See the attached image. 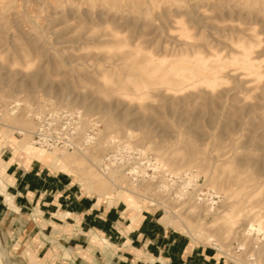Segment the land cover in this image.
<instances>
[{"label":"rangeland","instance_id":"rangeland-1","mask_svg":"<svg viewBox=\"0 0 264 264\" xmlns=\"http://www.w3.org/2000/svg\"><path fill=\"white\" fill-rule=\"evenodd\" d=\"M52 112L79 148L32 145ZM12 164L68 174L124 224L128 207L152 213L221 264H259L264 0H0V189ZM30 226L0 223V264H61L43 258L69 251L57 240L40 256L20 240Z\"/></svg>","mask_w":264,"mask_h":264},{"label":"crops","instance_id":"crops-1","mask_svg":"<svg viewBox=\"0 0 264 264\" xmlns=\"http://www.w3.org/2000/svg\"><path fill=\"white\" fill-rule=\"evenodd\" d=\"M32 165L7 168L9 182L3 185L14 207L8 208L0 194V223L7 224L16 236L20 228L30 226L34 211L41 215L43 227L32 223L20 239L39 240L38 256L57 240L69 251L58 253L50 248L43 258L61 264H221L206 248L192 245L188 249L189 241L165 227L154 214H143L136 226L131 219L124 224L121 212L78 196L69 185L68 174L44 172L41 166L34 170Z\"/></svg>","mask_w":264,"mask_h":264},{"label":"built area","instance_id":"built-area-1","mask_svg":"<svg viewBox=\"0 0 264 264\" xmlns=\"http://www.w3.org/2000/svg\"><path fill=\"white\" fill-rule=\"evenodd\" d=\"M71 120V115L55 112L41 114L37 117L32 131V145L45 150H76L79 148V142L75 138L76 130L70 123ZM259 264H264V259Z\"/></svg>","mask_w":264,"mask_h":264},{"label":"bare ground","instance_id":"bare-ground-1","mask_svg":"<svg viewBox=\"0 0 264 264\" xmlns=\"http://www.w3.org/2000/svg\"><path fill=\"white\" fill-rule=\"evenodd\" d=\"M31 154H33L34 156H36L38 159H40V160H42V161H44V163H47V164H49L50 163V158H49V156L48 155H46L45 153H43L42 151H41V153H36V154H34V153H32L31 152ZM26 155V154H25ZM17 157V156H16ZM29 159V158H28ZM22 162H23V160H22ZM55 165H54V167L55 168H57V169H60V170H63V171H66V165L65 164H62L61 166H59V165H57L56 163H54ZM44 165V164H43ZM5 176V175H4ZM3 179H4V177H3ZM72 183H73V180H72ZM0 194L2 195V196H4L3 198H4V202L6 203V205H8V206H12V207H14V203H13V198H12V196L6 191V189H5V186L3 185V188L2 189H0ZM138 209V208H137ZM133 211V210H132ZM124 215H126V216H130V218H131V220H132V223L136 226V225H138L139 223H140V221L142 220V214L141 213H139V212H135V213H131V209H130V207H128L127 209H125V210H123V212H122ZM64 217V216H63ZM249 224V223H248ZM260 225V224H259ZM257 226H258V224H257ZM252 230H257V231H259V230H261V228H256V225H254V224H250L249 225V227H248V229H247V231L249 232V231H252ZM188 249H190V246H188Z\"/></svg>","mask_w":264,"mask_h":264}]
</instances>
